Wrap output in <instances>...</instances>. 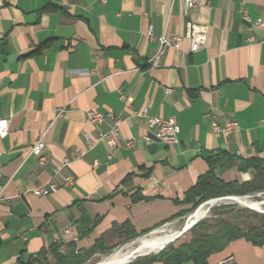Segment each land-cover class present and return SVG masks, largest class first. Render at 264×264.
<instances>
[{
	"label": "crops",
	"instance_id": "obj_1",
	"mask_svg": "<svg viewBox=\"0 0 264 264\" xmlns=\"http://www.w3.org/2000/svg\"><path fill=\"white\" fill-rule=\"evenodd\" d=\"M188 20L207 27L205 45L192 52L183 38L149 64L156 37L183 36ZM258 21L264 0H197L189 10L184 0H0V117L9 120L0 138V264H41L57 244L60 252L98 239L109 246L123 239L124 223L138 233L152 230L191 211L183 198L210 168L208 156L264 158ZM90 110L122 118L117 147L104 140L88 147L84 132L93 137L98 130L87 119ZM155 115L176 117V143L155 138L148 124ZM226 118L238 129L215 135L212 121ZM38 140L43 165L30 154ZM74 147L85 154L63 165ZM238 164L215 165V172L225 182L251 180L256 169ZM67 176L73 185L46 196L31 192ZM202 264H264V244L237 238Z\"/></svg>",
	"mask_w": 264,
	"mask_h": 264
},
{
	"label": "trees",
	"instance_id": "obj_2",
	"mask_svg": "<svg viewBox=\"0 0 264 264\" xmlns=\"http://www.w3.org/2000/svg\"><path fill=\"white\" fill-rule=\"evenodd\" d=\"M207 159L210 162V168L200 175L196 183L185 193L183 202L192 203L190 209H186L185 212L212 197L228 194L242 195L264 190V158L244 160L232 153L221 151L218 155L208 156ZM236 161H240L238 164L240 168L253 166L256 169L251 180L240 183L225 182L216 174L215 165L225 169L236 164ZM119 228V235L125 240L143 233L136 232L129 223H124ZM190 229L192 236L188 241L178 244L169 243L157 253L144 255L126 264L139 262L151 264L153 261H162L163 264H182L185 260L202 264L210 253L224 248L228 242L237 238H244L257 245L264 244V213L251 211L248 208H238L230 217L215 218L212 221L200 220ZM108 247L102 239H98L88 248L75 249L71 246L65 252H60L57 244L52 249V259H46L41 264H82L93 253L105 251Z\"/></svg>",
	"mask_w": 264,
	"mask_h": 264
},
{
	"label": "built area",
	"instance_id": "obj_3",
	"mask_svg": "<svg viewBox=\"0 0 264 264\" xmlns=\"http://www.w3.org/2000/svg\"><path fill=\"white\" fill-rule=\"evenodd\" d=\"M197 4V0H184V7L186 10L194 7ZM246 21H249V16L247 13L243 15ZM258 26L264 28V22L258 21ZM206 32L207 27L202 24L195 23L192 20H188L186 22V31L183 36L171 34L159 35L157 38L159 42V46L157 52L153 57L147 60V62L151 65H157L159 57L164 53V50L167 47H178L180 41L185 38L189 43V50L196 51L203 47L206 43ZM148 36L153 37L151 28L149 27L147 30ZM249 41H255V35L250 34L248 36ZM260 41H264L261 39ZM171 88H166V92H170ZM120 98L128 103V99L120 94ZM88 121L95 126L98 130L95 136H90L88 133L84 132L85 140L88 144V147H92L98 141L104 140L110 148H115L118 146V136L120 131V125L122 123V118L118 115H115L112 111H97L90 110L87 113ZM106 120H110L111 124L109 129L101 130L99 126L106 122ZM149 127L154 129V136L157 140L165 143L172 144L178 141V132L180 130L178 121L175 116L162 117V116H150L148 118ZM261 124L264 127V117L261 118ZM238 121L234 118H226L223 123H218L217 121H212V132L217 136L227 137L234 131L238 129ZM9 131V120L7 117H0V138H4ZM144 140L150 142L152 139L149 135H144ZM134 139H127L124 141L125 147H131L133 145ZM44 142L42 140H38L35 142L30 148V154L35 155L38 158L40 164H44L47 160L46 155L43 153ZM86 150L82 148L74 147L71 149L70 157H65L62 160V164L66 165L71 160L79 159L85 154ZM1 155V150H0ZM97 162H94V165ZM1 170V165H0ZM59 172V167L54 169V173ZM1 176V171H0ZM74 184V178L72 176H67L62 179L60 182L50 181L47 184L41 185L32 189V194L35 196H46L55 192L61 186H71Z\"/></svg>",
	"mask_w": 264,
	"mask_h": 264
},
{
	"label": "rangeland",
	"instance_id": "obj_4",
	"mask_svg": "<svg viewBox=\"0 0 264 264\" xmlns=\"http://www.w3.org/2000/svg\"><path fill=\"white\" fill-rule=\"evenodd\" d=\"M226 196L248 197L251 200H256V201L262 202V201H264V190H258V191H254L252 193H247V194H242V195L241 194H228V195L217 196V197H212V198L206 199V200L202 201L199 205H197V207L193 208L191 211H189L188 213L183 215V217H179L176 219H172L170 221H166V222L158 225L156 228H154L152 230H148L146 232H143L140 235H138L132 239L125 240L123 238L121 240H118V241L112 243L111 245H109V247L105 251L93 253L82 264H94L97 261L101 260L102 258L110 256L111 254H113L117 250L123 249V251H126L128 249L126 247L128 244H131V243L133 244L140 237L145 236V235H149L154 230L161 229V227L163 229H166V230H180L183 227V225L185 224L188 216L191 213H193L201 204H204L205 202L212 200V199H217V200L211 204L212 206L210 205L211 207L209 206L207 214L203 218L199 219L198 221H200V220L212 221L215 218L230 217L232 214H234L235 210L238 208H248L251 211H255L258 213H264V205H262V207L260 209H255V208L243 205L237 201L235 202V200H233V199L226 198ZM191 236H192V232H191V229L189 228L180 237H178L177 239H175L174 241H172L170 243L178 244V243L183 242V241H188L191 238ZM133 245H131V246H133ZM151 253H154V252H151ZM151 253H148V254H151ZM144 255H147V254H143V255H140L138 257L136 256L133 259H131V261H133L137 258H140Z\"/></svg>",
	"mask_w": 264,
	"mask_h": 264
},
{
	"label": "bare ground",
	"instance_id": "obj_5",
	"mask_svg": "<svg viewBox=\"0 0 264 264\" xmlns=\"http://www.w3.org/2000/svg\"><path fill=\"white\" fill-rule=\"evenodd\" d=\"M216 200L217 199L210 200L202 204L198 209H196L193 213H191V215L187 218L185 224L189 225L193 221L203 218L207 214L209 206L212 203H214ZM234 200L235 202L237 201L243 205H248L255 209H260L262 205H264V201L259 202L256 200H251L248 197L238 196L235 197ZM178 231L179 230H166L161 227V229H157L151 232L149 235L142 236L139 239H137L135 242L133 241L134 245L132 243L128 244L126 246L128 248L126 251H123V249L117 250L110 256L102 258L101 260L97 261L94 264H120L122 262L130 261L135 257L136 254L143 255L145 253L155 252L166 242L172 239L175 236V234L178 233ZM181 235H179L178 237H180Z\"/></svg>",
	"mask_w": 264,
	"mask_h": 264
},
{
	"label": "water",
	"instance_id": "obj_6",
	"mask_svg": "<svg viewBox=\"0 0 264 264\" xmlns=\"http://www.w3.org/2000/svg\"><path fill=\"white\" fill-rule=\"evenodd\" d=\"M235 197H237V196H226V198H229V199H233L234 200V198ZM212 200H214V199H212ZM210 201V200H209ZM208 202V201H207ZM202 205V204H201ZM200 205V206H201ZM199 206V207H200ZM246 206H248V205H246ZM198 207V208H199ZM250 207V206H249ZM197 208V209H198ZM191 215V214H190ZM189 215V216H190ZM188 216V217H189ZM187 221V220H186ZM198 220H195V221H193L192 223H190L189 225H187V224H184L183 225V227L178 231V233L177 234H175V236L172 238V239H170L168 242H166L163 246H161L157 251H155L154 253H157V252H159L161 249H163L167 244H169L170 242H172L175 238H177L179 235H181L182 233H184L186 230H188L189 228H191L196 222H197ZM145 254H148V253H145ZM136 256H140V254H136L135 255V257ZM131 261V260H130ZM130 261H127V262H122V263H120V264H126V263H128V262H130Z\"/></svg>",
	"mask_w": 264,
	"mask_h": 264
}]
</instances>
